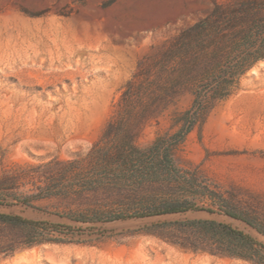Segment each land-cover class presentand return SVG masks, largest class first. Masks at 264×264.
Instances as JSON below:
<instances>
[{
	"label": "rangeland",
	"instance_id": "374dc122",
	"mask_svg": "<svg viewBox=\"0 0 264 264\" xmlns=\"http://www.w3.org/2000/svg\"><path fill=\"white\" fill-rule=\"evenodd\" d=\"M238 1L0 0V213L69 227L23 247L36 234L0 222V264H256L180 244L198 239L187 226L197 219L264 243L240 219L206 210L134 216L175 201L213 209L184 184L89 190L80 179L110 121L146 146L180 130L198 99L205 114L174 150L176 162L264 227V59L231 78V40L164 54L215 2ZM42 188L52 194L35 196ZM116 215L129 217L75 220Z\"/></svg>",
	"mask_w": 264,
	"mask_h": 264
},
{
	"label": "trees",
	"instance_id": "16d2710c",
	"mask_svg": "<svg viewBox=\"0 0 264 264\" xmlns=\"http://www.w3.org/2000/svg\"><path fill=\"white\" fill-rule=\"evenodd\" d=\"M257 12H261L262 15H254L251 18ZM206 39L213 42V46L229 40L233 42L236 57L228 66L229 77L239 78L257 61L264 59V0H239L235 7H226L215 2L213 10L178 34L174 39L176 44L173 46L172 40L171 46L164 54L166 57H173L174 51L180 53L189 42L198 44ZM222 86L221 83V88ZM125 94L127 95V91ZM216 95L224 97L226 93L219 91ZM203 106L204 102L197 99L196 108L184 113L185 123L180 130L171 135L158 136L146 146L137 143V138L132 131L124 129L123 126L118 127L110 121L101 140L94 147L93 164L89 171L80 177L85 182L84 186L93 190L102 187H137L145 183L184 184L202 196L210 198L214 205L213 209L199 208L191 201H175L149 208L145 211V215L141 213L134 216L206 210L210 213L218 212L240 219L264 235V227L250 217L234 211L228 199L212 189L210 185L200 182L195 173L180 167L174 158V150L185 141L196 124L203 119L205 114ZM130 111L131 102L127 101L124 112ZM76 169L81 171L82 165L73 166L71 172ZM47 190L42 188L35 196L48 197L52 193H48ZM127 217L123 215L108 217V219L80 217L75 220L84 223L107 222ZM0 222L21 228L29 234H36V239L24 241L23 247L44 243L50 240L45 238L46 235L63 234L67 228L69 229L63 224L32 220L6 213H0ZM187 226L197 234L198 239L180 243L186 249L196 252L208 251L212 254L239 257L256 264H264V243L230 224L212 219H197L190 221Z\"/></svg>",
	"mask_w": 264,
	"mask_h": 264
}]
</instances>
